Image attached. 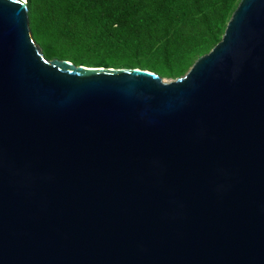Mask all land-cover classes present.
<instances>
[{"label":"water","instance_id":"obj_1","mask_svg":"<svg viewBox=\"0 0 264 264\" xmlns=\"http://www.w3.org/2000/svg\"><path fill=\"white\" fill-rule=\"evenodd\" d=\"M0 0V264H264V0L182 77L47 59Z\"/></svg>","mask_w":264,"mask_h":264},{"label":"trees","instance_id":"obj_2","mask_svg":"<svg viewBox=\"0 0 264 264\" xmlns=\"http://www.w3.org/2000/svg\"><path fill=\"white\" fill-rule=\"evenodd\" d=\"M241 0H27L30 26L86 66L183 73L221 39ZM62 50V49H61Z\"/></svg>","mask_w":264,"mask_h":264},{"label":"rangeland","instance_id":"obj_3","mask_svg":"<svg viewBox=\"0 0 264 264\" xmlns=\"http://www.w3.org/2000/svg\"><path fill=\"white\" fill-rule=\"evenodd\" d=\"M33 37H34L36 43L38 44L39 48L41 49V51L43 52V54L45 55V57L47 59H50V60L55 59V58L67 59V60H70V61L76 63V62H80V61L87 58V54H83L80 51L72 50L68 47L66 48L63 46L60 49H57V47L54 46V48H50L46 45L45 41L42 40L41 38L37 37L34 34H33ZM199 57L200 56L195 57L193 59L191 65H189V67L183 73L177 74L175 76H162L163 79L165 81H171V80H174V79H177V78L184 76L190 70V68L193 66V64L197 61V59Z\"/></svg>","mask_w":264,"mask_h":264}]
</instances>
